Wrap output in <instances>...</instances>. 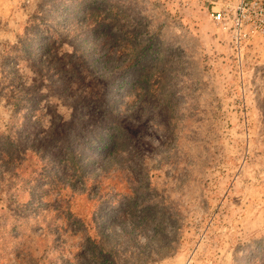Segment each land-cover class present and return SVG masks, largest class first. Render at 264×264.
Here are the masks:
<instances>
[{
	"label": "rangeland",
	"instance_id": "1",
	"mask_svg": "<svg viewBox=\"0 0 264 264\" xmlns=\"http://www.w3.org/2000/svg\"><path fill=\"white\" fill-rule=\"evenodd\" d=\"M110 1L126 7L134 37L158 43L114 84L136 83L137 94L124 99L120 91L111 94L112 73L127 56L118 51L121 30H95L108 39L92 64L81 50L78 19H64L71 6L85 9L91 0H0V132L16 121L37 146L55 145L43 155L48 160L60 159L70 143L85 157L99 153L84 169V185L62 182L63 165L39 175L59 181L48 188L38 217H18L0 201V259L17 233L65 227L57 207L90 222L101 196L107 206L117 201L110 215L145 202L136 210L138 225L145 223L143 209L156 219L136 232L149 245L140 254L145 264H264L252 255L264 244V26L251 20L237 40L230 25L213 20L205 0ZM214 1L217 9L225 0ZM34 22L44 34L32 39ZM26 44L35 48L32 55ZM158 53L163 62L146 93L137 78ZM14 102L19 106L12 110ZM112 121L121 128L117 145L106 135L92 136ZM40 162H26L21 177L37 178L29 172ZM16 192L21 203L30 197L24 186ZM36 246L37 257L59 255L52 235Z\"/></svg>",
	"mask_w": 264,
	"mask_h": 264
},
{
	"label": "trees",
	"instance_id": "2",
	"mask_svg": "<svg viewBox=\"0 0 264 264\" xmlns=\"http://www.w3.org/2000/svg\"><path fill=\"white\" fill-rule=\"evenodd\" d=\"M101 4H105V7L100 5L99 7H92L95 0H91L88 4L89 6L85 9L79 8V3L77 2L74 6H71L65 13V20H76L78 19L77 26L80 28L81 32V50L85 54L87 60L92 62H97V55L105 46L108 39L107 35L98 34L95 35V30L98 28L110 30L112 27H118L122 32V37L116 40L118 42V51L126 54L122 65L118 66L117 69L112 73L113 85L111 89L112 96L114 94L119 95L121 93V99L130 92H135L137 94L138 87L135 82H127L123 84L122 82L114 85L116 81L124 76L130 68L136 66L139 61L142 60L145 52L149 53L153 51V48L158 47V43L151 39H144L140 37H134L132 33L134 30L128 24L130 19H128L126 14V7L120 5L118 1L111 3L110 0H98ZM78 14L80 17L77 18ZM122 18V19H121ZM39 23L34 22L30 25L28 30L29 36L32 39L39 38L43 35V28H41ZM131 40L133 41L131 43ZM48 46V40L43 45ZM127 47V48H126ZM35 48L30 47V45H25V50L32 55ZM155 51V50H154ZM161 54L158 53L155 59L151 61V65L142 67V71L137 78L138 83L141 87H145L146 93L148 88L151 86L153 73L159 64H162ZM93 64V63H92ZM156 67V68H155ZM155 68V69H154ZM102 77H108L104 75L101 70ZM121 88V89H120ZM120 98V96H119ZM114 103L118 104V99H113ZM121 105V104H120ZM19 102L12 103V110L18 108ZM123 106V105H122ZM120 127L112 121L107 123L105 128L101 129L99 133L93 132L92 136L96 138L101 135H106L114 144L117 145L119 138L117 131H120ZM108 142L104 141L100 150H103ZM53 144H41L37 146L35 141L31 140V135L24 131L22 125H18L16 121L6 124V128L3 132H0V201L4 204L2 208L12 211L14 215L18 217H38L41 211L47 206V201L45 198L46 192L50 186H55L57 182H51V176L41 178L40 176L44 174V170H48V166L51 164H56L57 166L63 165L64 167L59 172L60 176L66 177V180L73 184L80 182L81 185L85 184L86 176H84V169L87 168L91 163L96 162V157L99 156L97 152L87 155L85 157L83 149H78L76 144L67 145L59 152L60 159H49L44 157L46 153H50L54 149ZM36 157L41 160L39 166H35L30 170L29 174L37 176L34 179L23 178L22 173L28 168L25 163L33 164L32 158ZM91 158H94L92 160ZM56 160L58 161L57 163ZM93 161V162H92ZM59 163V164H58ZM68 172H72L70 175ZM40 175V176H39ZM68 175V178H67ZM21 177V178H19ZM20 179V185L16 186V179ZM27 179V180H26ZM23 181V182H22ZM99 184V182H94V184ZM45 184L48 187H45ZM28 188L30 191L29 199L21 203L17 199L16 192L19 188ZM99 203L92 213L90 222L78 215L73 214L68 209H61L57 207V217H61L67 225L63 228L56 227L50 230H43L38 228L33 235H25L17 233V236H13L14 243L11 249L4 250L0 259V264H145L146 261L142 260L140 254L146 252L149 245L140 244L137 239V233L144 232V229L151 223L156 222V219H149L145 215L140 218L145 220L141 226L138 225L137 212L139 207L145 204V202L138 204H132L128 207V213L126 210L120 211L121 214L110 215V211L114 212L113 206L116 205L117 201H109L111 205L107 206V200L102 197H97ZM150 204L149 201L146 202ZM145 206V205H144ZM126 216H129L126 219ZM145 216V217H144ZM122 221H129L130 224H126L122 227L119 225V219ZM124 218V219H123ZM135 232V233H134ZM49 235L53 236V242L57 244L59 248V255L51 261L47 256L37 257L34 255L37 249L36 245L39 239H45ZM77 237L75 243L68 244V241ZM74 245L75 250H71L69 247ZM257 251L252 249V255L258 254L262 262H264V244ZM9 255V256H4ZM46 252L44 255H47ZM251 259L253 258L250 256ZM50 260V262L48 260Z\"/></svg>",
	"mask_w": 264,
	"mask_h": 264
},
{
	"label": "built area",
	"instance_id": "3",
	"mask_svg": "<svg viewBox=\"0 0 264 264\" xmlns=\"http://www.w3.org/2000/svg\"><path fill=\"white\" fill-rule=\"evenodd\" d=\"M211 4V16L214 21L230 25L237 40L246 36V26L252 20L257 27L264 26V0H225L214 9L217 1L205 0ZM213 4V6H212ZM261 17L258 23V17ZM255 18V19H254Z\"/></svg>",
	"mask_w": 264,
	"mask_h": 264
}]
</instances>
